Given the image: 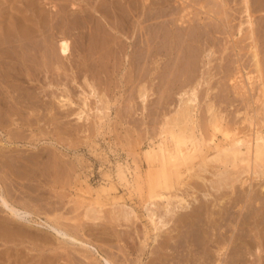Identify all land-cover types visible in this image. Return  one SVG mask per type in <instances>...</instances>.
Masks as SVG:
<instances>
[{"label": "rangeland", "instance_id": "rangeland-1", "mask_svg": "<svg viewBox=\"0 0 264 264\" xmlns=\"http://www.w3.org/2000/svg\"><path fill=\"white\" fill-rule=\"evenodd\" d=\"M91 1L93 0H0V20H2L0 21V150L4 151V153L0 151V194L4 195L9 205L21 212L31 214L26 216L25 223H19L14 221L15 219L8 213L5 206H1L2 204H0V264H102L99 255L86 254L83 248L80 249L81 247L77 245L74 247L69 242H63L53 231L48 229V225H55V227L66 230L65 232L68 234L97 248L104 257L117 261L114 262L115 264H153L154 262L150 261L154 257L161 258L157 259L155 264H190L187 260L189 246L186 242L187 226L189 225L186 223L188 222L187 213L190 211V208H196L200 204H203L202 201L204 202L205 200L203 194L205 192L208 193V187L211 191L206 198H210L209 201H213L217 196L219 197L218 202L220 204V206L214 207L212 205L215 204L214 201L211 204L208 202L209 210H215V215L213 216L220 218V227L213 228V226L211 227L212 230L209 229L210 232L224 235L227 238L232 237L231 235L234 233L233 239L236 238L228 250L225 251L224 256L218 253L217 248H209V252L211 253V261L209 263L212 264L213 262V264H217V259L220 260L222 258L225 262L222 264H264V209H258L261 203H264V199L261 197H264V193L261 192L262 189L259 187L260 182L264 184V178L254 177L253 180L251 179V186H254L251 188L252 191L254 190V193L251 192V194L253 193L254 195L251 196L257 194L256 196L260 198L259 202H246L244 192L249 189H247V186L242 188L240 183H236V191L232 194L231 189L229 194V188L222 189L225 192L219 190L221 191L220 194V192L213 190L209 186L213 182L212 178L214 177L211 174L213 170H216L214 168L210 169V167H207L209 171L212 170L211 173L207 171L199 172L197 168L195 172H198L199 175L190 178V185L189 177H191L192 173L187 170V157L184 155L180 156L177 152H174L173 144L170 143V150L173 156L166 160L162 158V153L157 147L159 144L160 128L166 119L165 117L168 118L175 112L180 103L179 96L181 93L189 92L191 88L196 87L197 83V122L200 133L205 140L210 138L208 136L210 134L212 136L213 133L215 140H223V136L220 133L214 132L211 129L212 126L208 123V119L211 117V114L208 112V104H212V110H215V114L220 112L221 114H225L226 120H229H227L228 123H225L226 125L224 124V127L230 125L228 127L230 129L234 127L235 118L238 117L235 119V122L240 121L244 118L245 113L253 115L252 112L259 109L260 105L258 104L260 103H256L255 105V103L246 98L240 99L242 97H237L230 86L232 85L230 79L237 71L238 62H236L237 57L230 49L227 52L224 51V48L229 46L226 42L229 38L226 39L225 35L215 33L214 35L218 36V40L214 44L204 45V50L202 47L199 48V46H190L187 48V55L177 57L178 59L176 56L167 58L158 54H145L140 47L142 46L141 43L135 37L131 38L129 34H125L120 21V15L116 18L115 16L112 17V12H109L107 9L104 10V7L101 10L100 7H97L98 10H95L93 8L94 2ZM213 1L190 0L189 3V0H187L190 5L195 3L193 5L195 7L191 6L192 9L190 7L193 13L190 16H194L195 19L198 18L197 16H200L201 23H208L209 21L213 23L215 19L211 21L212 18L222 15V7L219 6L221 7L219 8V3L216 2L220 0H216L214 1L215 3L211 4ZM172 3L174 5L179 4L175 0H172ZM230 3L231 5L234 4L233 0H230ZM210 4L212 6L215 5L212 7ZM200 5L204 6L201 7ZM207 6L209 8H206ZM197 8L198 11H195ZM208 9L212 10V13ZM200 10H205L210 14V16L208 15L209 18L211 16L212 18L210 20L207 17V19L203 18L202 16L204 15L200 14ZM213 10L214 12L217 10V13H214ZM256 10L258 11H255L253 15L255 14V21L259 19L256 23L260 24L261 19L264 18V9ZM51 22H53L52 25ZM238 22L239 19H236L233 24ZM214 23L217 22L214 21ZM28 28L30 29L29 31ZM262 29L264 30V27ZM48 30L51 32H48ZM101 30L103 31L102 33ZM7 39L8 42H6ZM48 39L49 41H47ZM60 39L71 42V44L69 42L71 48L69 58L71 60L69 58L63 60L62 57L60 59V54L57 55L59 49L57 50L56 45H58ZM114 45L117 48L113 47ZM219 47L220 49L222 48V51ZM102 52L103 54H101ZM230 52L232 53L230 54ZM261 57L264 58V54ZM144 58L146 59L144 60ZM82 65L83 67H81ZM263 67L264 62L262 69ZM246 70L249 72L247 71L246 73ZM251 71L249 68L241 73V80H243L241 82L247 84H244L245 86H249L252 80L248 81L247 75L253 74L252 76H257L254 75L256 74L255 72L252 73ZM262 74H264V69ZM252 81H254V78ZM82 82L85 84L82 85ZM90 82H92V85ZM256 83L255 78L253 95H256V91H258ZM87 84L91 85L92 88H89ZM139 87L141 90L137 93V90L139 91L140 89ZM61 95L69 99V105H67V102L61 103L59 101ZM141 95L142 97H140ZM97 99H100V102ZM63 103L65 105H61ZM81 103L85 104V106L82 105V107ZM105 103L108 105L106 106ZM107 108L108 110L105 111ZM100 111L103 112H101V117L99 116ZM103 114H107L108 116L104 117ZM80 117H83V119ZM244 132L246 133L247 130ZM202 144L205 150L206 146H204V142ZM148 150L149 152H155V157H150ZM13 153L15 154L13 155ZM176 154L180 158L178 156V158L174 157ZM207 154L212 155L210 152H207ZM163 174L165 175L163 176ZM11 178L13 179L11 180ZM168 178H172V184L167 182ZM237 187L240 188V191ZM191 190L194 192L192 193ZM211 193H215L216 196ZM259 193L260 196H258ZM161 194L169 198L171 197V200H173H159L160 203H157V200L155 201L156 204L163 206L167 203L170 204V208L172 206L177 207L178 203L175 200L181 197L186 200V208L176 209V213H173L174 215L172 213L170 215L166 214V211H163L165 209H162V207L161 209H156L157 214H159L158 216L163 221V217H165V222H170L168 227H165L166 231L163 228L157 234L155 233L157 231H151L152 226L148 223L145 207L146 205L149 206L150 202H154L158 198L157 196ZM226 194L229 195L227 196ZM236 196L238 198L240 196L241 201L231 204L230 199ZM187 202L189 203L188 208ZM243 202L244 204H242ZM221 205L224 206L222 210L224 213L219 215L218 211H220L219 207ZM77 206H79V209L76 208ZM123 207L133 211L134 215L131 214L132 217L129 216V220L122 219L121 215H119ZM226 207H229L228 210L225 209ZM88 208H92L91 211H88ZM78 210L80 214L75 213ZM206 211L207 208L205 211H202L203 215L200 219L204 220V217L208 216ZM226 211L228 212L226 213ZM163 212L167 216L165 214L161 216ZM171 214L174 216L172 217L173 219L171 218ZM224 214H228V217H225ZM94 215H99V217H95ZM241 215H245L243 216L245 220ZM222 216L228 219H225V221L221 219ZM84 217L86 218V222ZM168 217L171 219H168ZM239 217H241L240 221ZM242 219L244 220L243 224L241 223ZM75 220L76 223L77 221L79 222L77 223L78 225L75 223ZM176 220L177 222L173 223ZM101 221H103V224ZM132 221L133 223H131ZM98 222L100 223L97 224ZM147 232L150 235L145 236ZM156 234L158 236L155 239L158 241L154 242L152 237ZM169 238L172 239L169 240ZM161 242H166L167 244H165L163 249L154 251L155 253L157 252V255L151 254L152 249ZM99 244L100 246H98ZM152 244H155V246ZM237 247H239V250ZM193 248L196 251L197 248ZM197 250L196 253H200V255L197 253L198 256H204L202 247L199 246ZM88 255L89 257H87ZM196 263H199V261L196 260Z\"/></svg>", "mask_w": 264, "mask_h": 264}, {"label": "bare ground", "instance_id": "bare-ground-1", "mask_svg": "<svg viewBox=\"0 0 264 264\" xmlns=\"http://www.w3.org/2000/svg\"><path fill=\"white\" fill-rule=\"evenodd\" d=\"M25 1V0H24ZM177 3L179 2L178 5H174V3H172V0H93L91 2H94L93 8L95 10H98L97 7H100V10L102 7H104V10L107 9L109 10V12L111 11L112 14L111 16H115V18L120 15V21L123 27V30L125 32V34H129L132 37H135L139 43H141L142 46H140L142 48L143 53L145 54H158L160 56H165L167 58H172L174 56L177 57H184L186 56V51L187 48L190 46H196L199 48L202 47V49L204 50L205 48L204 45L206 46L207 44H214L218 39V36H215V33H219V34H223L225 35V37H227L226 39L229 38L228 41H226L229 46L224 48V51L227 52V50L229 51V49L233 52V54L237 57V61L238 62V67H237V71L236 73H234L235 75H232L233 77L230 79L232 85H230L233 89L234 94L240 99H248L249 101H251L252 103H260L258 105H260V107H258L259 109L257 110H253L254 112L253 115H249V114H244V118L240 121H236L235 122V118L234 119V127H232L231 129L228 128L230 125H227L228 127H224L226 124L228 123L227 119L226 120V116H224L225 114H221L218 113V111H216L218 114H215V110H212V104H208V112L211 114L210 118L208 119V123L210 126H212L211 129H213L214 132L216 133H220L223 136V140H215V135L214 133L210 134V138H207V140H205L202 136V134L200 133V130L198 128L199 124H198V119H197V109H196V88H197V84L195 88H191L189 90V92H184L181 93L180 97V103L179 106L177 107V109L175 110V112L170 115L168 118L165 117V121L163 122V124L161 125L160 128V133H159V144H158V150L162 153L161 156L163 159H168L169 157L171 158L172 153L170 150V143L173 144V148H174V152H177L180 156L184 155L185 157H187V170L192 173L190 178L199 175L198 172H195L196 169L199 172H210L212 170L209 171V169H207V167H210V169H216L213 170L212 172V176L214 178L213 182L211 183L210 181V185L213 190H216L218 192L221 191L222 189H228V192L230 194V189H231V194L236 191L235 189V185L236 183H240L241 187L244 188L245 186H247L246 192H244L245 194V198H246V202H250L251 201H258L260 200V198H258L256 195L255 196H251L254 195L253 191L251 190V188H253L254 186H251V179L253 180L254 177H263L264 178V74H262V71L264 69H262L263 66V62H264V58L261 57L264 54V34H263V29L262 27H264V18L261 19V17L259 16V18L261 19L260 24L256 23L255 18L253 13H255V11H258L256 9H264V0H233L234 4L231 5L230 0H220V1H216L218 2V7L221 6V14L222 15H217V16H222V17H217L215 16V14H213L214 18H212V16L209 18L210 14L207 11L206 8H209V6H207L205 8L204 11L200 10V14L204 15L202 16L203 18L210 20L211 21H216L217 23H213L212 22H208V23H204V22H200L201 17L197 16L198 18H194L191 17L190 15L193 14L191 11L193 5H190V0L189 3L187 2V0H175ZM195 1V0H194ZM211 1V0H210ZM211 2V4L215 3V2ZM33 2V1H32ZM174 2V1H173ZM193 2V1H192ZM201 2V1H199ZM203 3V1H202ZM201 3V5H202ZM206 3V2H205ZM204 3V4H205ZM208 3V1H207ZM26 4V3H25ZM74 4V3H73ZM209 4V3H208ZM210 4V5H211ZM217 4V3H216ZM28 5V4H27ZM37 5V4H36ZM91 5V4H90ZM200 5V6H201ZM207 5V4H205ZM215 5V4H214ZM214 5L212 7H214ZM39 6V5H38ZM204 6V5H203ZM201 6V7H203ZM217 6V5H216ZM215 6V7H216ZM191 7V9H190ZM195 7V6H193ZM219 7V8H221ZM5 8V7H4ZM72 8V7H71ZM74 8V7H73ZM10 9V8H9ZM52 9V8H51ZM56 9V8H55ZM65 9V8H64ZM76 9V8H75ZM204 9V8H202ZM215 9V8H214ZM35 10V9H34ZM53 10V9H52ZM69 10V9H67ZM66 10V11H67ZM194 10V9H193ZM33 11V10H32ZM37 11V9H36ZM198 11V8L195 10ZM209 12L212 13V10H209ZM217 11V10H216ZM215 11V12H216ZM54 12V11H53ZM62 12V11H61ZM80 12V11H79ZM84 12V11H83ZM87 12V11H86ZM114 12V13H113ZM194 12V11H193ZM198 12V13H199ZM214 12V10H213ZM214 12V13H215ZM220 12V11H219ZM7 13V12H5ZM9 13V11H8ZM13 13V12H12ZM63 13V12H62ZM66 13V12H65ZM117 13V14H116ZM217 13V12H216ZM24 14V13H23ZM38 14V13H37ZM56 14V13H55ZM195 14V12H194ZM207 16H206V15ZM219 14V13H218ZM51 15V14H50ZM89 15V14H87ZM209 15V16H208ZM264 15V14H263ZM7 16V15H5ZM20 16V15H19ZM67 16V15H66ZM82 16V15H80ZM94 16V15H93ZM3 17V16H1ZM10 17V16H9ZM38 17V16H37ZM50 17V16H49ZM96 17V16H95ZM207 17V18H206ZM225 17V18H224ZM7 18V17H6ZM110 18V17H109ZM2 19V18H1ZM18 19V18H17ZM42 19V18H41ZM67 19V18H66ZM69 19V18H68ZM79 19V18H78ZM84 19V18H83ZM86 19V18H85ZM93 19V18H92ZM239 19L238 23L233 24L234 20ZM114 20V19H113ZM2 21V20H0ZM18 22V21H17ZM46 22V21H45ZM49 22V21H48ZM54 22V21H53ZM51 22V25L52 23ZM87 22V21H86ZM116 22V21H115ZM64 23V22H63ZM85 23V21H84ZM99 23V22H98ZM20 24V22H19ZM24 24V23H22ZM21 24V25H22ZM58 24V22H57ZM65 24V23H64ZM117 24V23H116ZM258 24V25H257ZM4 25V24H3ZM26 25V24H25ZM55 25V24H54ZM95 25V24H94ZM68 26V25H66ZM31 27V25H30ZM35 27V26H34ZM45 27V26H43ZM50 27V24H49ZM69 27V26H68ZM22 28V27H21ZM24 28V26H23ZM32 28V27H31ZM63 28V27H62ZM82 28V27H81ZM99 28V27H98ZM105 28V27H104ZM6 29V28H5ZM27 29V28H26ZM58 29V28H57ZM74 29V28H73ZM95 29V28H94ZM118 29V28H117ZM30 29L28 28V31ZM51 30V29H50ZM48 30V32L50 31ZM85 30V29H84ZM107 30V29H106ZM121 30V29H120ZM263 30V31H262ZM23 31V30H22ZM27 31V33H28ZM34 31V30H33ZM32 31V32H33ZM80 31V30H79ZM83 31V30H82ZM92 31V30H91ZM100 31V30H98ZM110 31V30H109ZM122 31V30H121ZM21 32V31H20ZM25 32V31H23ZM21 32V33H23ZM39 32V31H36ZM43 32V31H42ZM51 32V31H50ZM60 32V30H59ZM95 32V31H94ZM103 31L101 30V33ZM74 33V32H73ZM89 33V32H88ZM92 33V32H91ZM105 33V32H104ZM5 34V33H4ZM29 34V33H28ZM54 34V33H53ZM61 34V33H60ZM67 34V33H66ZM81 34V33H80ZM19 35V33H18ZM39 35V33H38ZM47 35V33H46ZM50 35V34H49ZM52 35V34H51ZM77 35V34H76ZM93 35V34H92ZM113 35V34H112ZM222 35V36H223ZM25 36V35H24ZM37 36V35H36ZM44 36V35H43ZM48 36V35H47ZM60 36V35H59ZM100 36V35H99ZM111 36V35H110ZM57 37V36H56ZM93 37V36H92ZM105 37V36H104ZM107 37V36H106ZM120 37V36H119ZM224 37V38H225ZM1 38V37H0ZM41 38V37H40ZM46 38V37H44ZM53 39V38H52ZM81 39V38H79ZM117 39V38H116ZM12 40V39H11ZM24 40V39H23ZM27 40V39H26ZM36 40V39H35ZM39 40V38H38ZM82 40V39H81ZM107 40V39H106ZM111 40V38H110ZM134 40V38H133ZM29 41V40H28ZM46 41V40H45ZM49 41V39L47 40ZM52 41V40H51ZM50 41V42H51ZM85 41V40H84ZM120 41V40H118ZM125 41V40H124ZM8 42V39L7 41ZM17 42V41H16ZM33 42V41H32ZM57 42V41H56ZM70 42V41H69ZM69 42L67 40L64 39H60L58 45L57 46V50H58V54L64 59H68L69 55H70V45ZM103 42V41H102ZM220 42V40H219ZM218 42V43H219ZM12 43V42H11ZM23 43V42H22ZM52 43V42H51ZM100 43V41H99ZM17 44V43H16ZM24 44V43H23ZM53 44V43H52ZM71 44V42H70ZM102 44V43H101ZM114 44V42H113ZM18 45V44H17ZM35 45V44H34ZM139 45V44H138ZM216 45V44H215ZM55 46V45H54ZM95 46V45H94ZM110 46V45H109ZM108 46V47H109ZM263 46V47H262ZM41 47V46H39ZM43 47V46H42ZM115 47V45L113 46ZM152 47V48H151ZM208 47V46H207ZM206 47V48H207ZM10 48V47H9ZM47 48V46H46ZM82 48V47H81ZM105 48V47H104ZM103 48V49H104ZM110 48V47H109ZM117 48V47H115ZM132 48V47H131ZM139 48V47H138ZM263 48V49H262ZM25 49V48H24ZM39 49V48H38ZM49 49V48H48ZM51 49V48H50ZM111 49V48H110ZM215 49V48H214ZM217 49V48H216ZM220 49V47H219ZM34 50V49H33ZM54 50V49H53ZM95 50V49H94ZM115 50V49H114ZM141 50V49H140ZM197 50V49H196ZM209 50L211 51V49L209 48ZM222 51V48L220 49ZM219 50V51H220ZM35 51V50H34ZM46 51V50H45ZM49 51V50H48ZM91 51V50H90ZM105 51V50H104ZM103 51V52H104ZM213 51V50H212ZM216 51V50H215ZM218 51V50H217ZM3 52V51H2ZM25 52V51H24ZM52 52V51H51ZM55 52V51H54ZM103 52L101 54H103ZM118 52V51H117ZM134 52V51H133ZM190 52V51H189ZM230 52V54L232 53ZM30 53V52H29ZM94 53V52H93ZM188 53V52H187ZM197 53H199L197 51ZM20 54V53H19ZM45 54V52H44ZM48 54V53H47ZM51 54V53H50ZM100 54V53H99ZM262 54V55H261ZM52 55V54H51ZM105 55V54H104ZM143 55V54H142ZM195 55V53H194ZM233 55V56H234ZM261 55V56H260ZM13 56V55H11ZM38 56V54H37ZM46 56V54H45ZM55 56V55H54ZM84 56V54H83ZM89 56V55H88ZM87 56V57H88ZM111 56V54H110ZM134 56V55H133ZM132 56V57H133ZM140 56V54H139ZM197 56V54H196ZM207 56V55H205ZM229 56V54H228ZM4 57V56H3ZM23 57V56H22ZM50 57V56H49ZM95 57V56H94ZM93 57V58H94ZM150 57V56H149ZM188 57V56H187ZM199 57V56H198ZM7 58V57H6ZM78 58V57H77ZM136 58V57H135ZM37 59V58H36ZM44 59V58H43ZM47 59V58H46ZM70 59V58H69ZM74 59V58H73ZM146 58H144L145 60ZM178 59V58H177ZM233 59V58H232ZM34 60V59H33ZM62 60V61H63ZM71 60V59H70ZM69 60V61H70ZM87 60V59H86ZM189 60V59H188ZM210 60V59H209ZM236 60V59H235ZM23 61V60H22ZM46 61V60H44ZM60 61V60H59ZM67 61V60H66ZM68 61V62H69ZM74 61V60H73ZM76 61V60H75ZM79 61V60H78ZM173 61V60H172ZM6 62V61H5ZM58 62V61H57ZM65 62V61H63ZM91 62V61H89ZM169 62V60H168ZM176 62V59H175ZM179 62V61H177ZM186 62V61H185ZM233 62V61H232ZM49 63V62H48ZM61 63V62H60ZM87 63V62H86ZM167 63V61H166ZM180 63V62H179ZM228 63V62H227ZM14 64V63H13ZM42 64V63H41ZM64 64V63H63ZM71 64V63H70ZM78 64V63H77ZM30 65V64H29ZM47 65V64H46ZM62 65V64H61ZM75 65V64H74ZM92 65V64H91ZM169 65V64H167ZM60 66V65H59ZM69 66V65H68ZM171 66V64H170ZM57 67V66H56ZM55 67V68H56ZM67 67V66H66ZM77 67V66H76ZM83 67V65L81 66ZM149 67V66H148ZM169 67V66H168ZM180 67V66H179ZM42 68V67H41ZM53 68V67H52ZM162 68V67H161ZM170 68V67H169ZM186 68V67H185ZM252 73L255 72L257 76H252V75H247V80H253L255 81L256 78V85H258V91H256V95H253V89H254V81L251 80V84L249 83V86H245L247 84H243V80H241V73L242 71H244L245 69H249ZM252 68V69H251ZM51 69V68H50ZM68 69V68H67ZM71 69V68H70ZM69 69V70H70ZM80 69V68H79ZM78 69V70H79ZM164 69V68H163ZM174 69V68H173ZM172 69V70H173ZM178 69V68H177ZM32 70V69H31ZM35 70V69H34ZM56 70V69H55ZM59 70V69H58ZM81 70V69H80ZM158 70V69H157ZM189 70V69H188ZM13 71V70H12ZM24 71V70H23ZM40 71V70H39ZM53 71V70H52ZM159 71V70H158ZM177 71V70H176ZM248 70H246L247 73ZM56 72V71H55ZM71 72V71H70ZM155 72V71H154ZM160 72V71H159ZM170 72V71H169ZM184 72V70H183ZM189 72V71H188ZM232 72V71H231ZM249 72V71H248ZM250 72V73H251ZM3 73V72H2ZM16 73V72H15ZM19 73V72H18ZM53 73V72H52ZM50 73V74H52ZM58 73V72H57ZM91 73V72H90ZM93 73V72H92ZM175 73V72H174ZM56 74V73H55ZM81 74V73H80ZM162 74V73H161ZM12 75V74H11ZM20 75V74H19ZM48 75V74H47ZM69 75V74H68ZM74 75V74H73ZM71 75V76H73ZM46 76V75H45ZM54 76V75H52ZM70 76V75H69ZM74 77V76H73ZM8 78V77H7ZM19 78V77H17ZM24 78V77H23ZM31 78V76H30ZM36 78V77H35ZM2 79V78H1ZM27 79V77H26ZM68 79V78H67ZM66 79V80H67ZM77 79V78H76ZM169 79V78H168ZM4 80V79H2ZM20 80V79H19ZM65 80V81H66ZM83 80V78H82ZM69 81H71L69 79ZM74 81V80H73ZM78 81V80H77ZM200 81V79H199ZM225 81V80H224ZM242 81V82H241ZM3 82V81H2ZM86 82V80H85ZM253 82V83H252ZM39 83V82H38ZM92 85V82H90ZM200 83V82H199ZM15 84V83H14ZM17 84V83H16ZM74 84V82H73ZM85 84L84 82H82V85ZM6 85V84H5ZM87 84V86L89 88H92V86ZM200 85V84H199ZM228 85V84H227ZM85 86V85H84ZM82 86V87H84ZM194 86V85H193ZM10 87V86H9ZM75 87V86H74ZM141 87V86H140ZM139 87V88H140ZM13 88V87H12ZM22 88V87H21ZM67 88V87H66ZM86 88V87H84ZM226 88V87H225ZM88 89V88H87ZM94 89V88H93ZM92 89V91H94ZM143 89V86H142ZM67 90V89H66ZM73 90V89H72ZM86 90V89H85ZM91 90V89H90ZM89 90V91H90ZM141 88L139 89V91L137 90V93L140 92ZM1 91V90H0ZM68 91V90H67ZM88 91V92H89ZM181 91V90H180ZM187 91V90H185ZM223 91V90H222ZM69 92V91H68ZM95 92V91H94ZM142 92V91H141ZM146 92V91H145ZM144 92V93H145ZM179 92V91H178ZM8 93V91H7ZM28 93V92H27ZM91 93V92H90ZM232 93V92H231ZM30 94V93H29ZM62 94V93H61ZM82 95L85 96V94H83L81 92ZM100 94V93H99ZM233 94V95H234ZM4 95V94H3ZM93 95V94H92ZM223 95H227V94H223ZM234 95V96H235ZM69 96V95H68ZM90 96V95H89ZM139 96V95H138ZM235 96V98H237ZM7 97V96H6ZM88 97V96H87ZM142 97V95L140 96ZM207 97V96H206ZM4 98V97H3ZM10 98V97H9ZM97 98V97H96ZM225 98V97H224ZM223 98V99H224ZM227 98V97H226ZM5 99V98H4ZM8 99V98H7ZM105 99V98H104ZM222 99V101H223ZM9 100V99H8ZM18 100V98H17ZM100 102V99H97ZM106 100V99H105ZM210 100V99H209ZM226 100V99H225ZM236 100V99H235ZM21 101V100H20ZM59 101L62 102H69V99L65 96H60L59 97ZM240 101V100H239ZM248 101V102H249ZM6 102V101H4ZM105 102V101H104ZM242 102V101H240ZM8 103V101H7ZM11 103H13L11 101ZM211 103V102H210ZM87 104V101H86ZM25 105V104H24ZM30 105V104H29ZM61 105H65V103L61 104ZM69 105V103L67 104ZM83 104L81 103V106ZM106 105V103H105ZM108 105V104H107ZM106 105V106H107ZM243 105V104H242ZM244 105H245V101H244ZM28 106V105H26ZM85 106V104L83 105ZM82 106V107H83ZM206 106V105H205ZM254 106V105H253ZM9 107V106H8ZM29 107V106H28ZM62 107V106H60ZM88 107V106H86ZM207 107V106H206ZM221 107V106H220ZM246 107V106H245ZM243 107V108H245ZM252 107V106H251ZM2 108V107H1ZM6 108V106H5ZM4 108V109H5ZM25 108V106H24ZM97 108V107H96ZM11 109V108H10ZM9 109V110H10ZM86 109V108H85ZM99 109V108H98ZM251 109V108H250ZM13 110V109H12ZM84 110V109H83ZM101 110V109H100ZM108 110L105 109V111ZM244 110V109H243ZM70 111V110H69ZM88 111V110H87ZM104 112V110H102ZM100 111V117H101V112ZM213 111V112H212ZM222 111V110H221ZM6 112V111H5ZM81 112V111H80ZM102 112V113H103ZM206 112H207V108H206ZM246 112V111H244ZM4 113V112H3ZM12 113V111H11ZM17 113V112H16ZM99 113V111H98ZM251 113V111H250ZM22 114V113H21ZM34 114V113H33ZM37 114V113H36ZM77 114V113H76ZM105 114V113H104ZM103 116L105 117L106 115ZM109 114V113H108ZM208 114V113H207ZM6 115V114H5ZM11 115V114H10ZM14 115V114H13ZM35 115V114H34ZM237 115V114H236ZM2 116V115H1ZM18 116V115H17ZM76 116V115H75ZM108 116V115H107ZM106 116V117H107ZM22 117V116H21ZM29 117V116H27ZM37 117V116H36ZM104 117H102L104 119ZM164 117V116H163ZM229 117V116H228ZM241 117V116H240ZM243 117V116H242ZM19 118V117H18ZM23 118V117H22ZM32 118V117H31ZM79 118V117H78ZM83 119V117H80ZM5 119V118H4ZM27 119V118H26ZM29 119V118H28ZM98 119V118H97ZM162 119V118H161ZM207 119V118H206ZM233 119V118H232ZM20 120V119H19ZM46 120V119H45ZM102 121V120H101ZM161 121V120H160ZM231 121V119H230ZM26 122V121H25ZM46 122V121H45ZM10 123V122H9ZM33 123V122H32ZM44 123V122H43ZM230 123V122H229ZM16 124V123H15ZM18 124V123H17ZM225 124V125H224ZM232 124V123H231ZM10 125V124H9ZM34 125V124H33ZM208 125V124H207ZM5 126V125H4ZM245 126V127H244ZM8 127V124H7ZM207 127V126H206ZM11 128V127H10ZM210 128V127H209ZM239 129V130H238ZM247 130V132L245 133L244 131ZM18 132V131H17ZM13 133V132H12ZM11 133V134H12ZM241 134V135H240ZM9 135V132H8ZM29 138V137H28ZM20 139V138H19ZM30 140V139H29ZM28 140V141H29ZM202 142H204V146H206V149L204 150V148L202 147ZM3 147V146H2ZM155 147V146H153ZM1 148V147H0ZM8 149V148H7ZM18 149V148H17ZM16 149V150H17ZM24 149V148H23ZM6 150V149H5ZM44 150V149H43ZM3 151V150H0ZM8 151V150H7ZM41 151V150H40ZM10 152V151H8ZM27 152V151H26ZM25 152V153H26ZM149 152V150H148ZM207 152H210L212 155L207 154ZM4 153V151H3ZM40 153V152H39ZM15 153H13L14 155ZM22 154V153H21ZM43 154V153H42ZM174 154V153H173ZM2 155V154H1ZM9 155V154H7ZM18 155V154H17ZM27 155V154H26ZM40 155V154H39ZM44 155V154H43ZM148 155L150 157H155V152H149ZM179 155H175L174 157L176 158H180ZM11 156V155H9ZM28 156V155H27ZM41 156V155H40ZM178 156V157H177ZM3 157V156H1ZM16 157V156H15ZM25 157V156H24ZM56 157V156H54ZM5 158V157H4ZM161 158V159H162ZM173 158V157H172ZM37 159V158H36ZM52 159V158H51ZM152 160V158H151ZM150 160V161H151ZM170 160V159H169ZM10 161V160H9ZM28 161V160H27ZM53 161V160H52ZM63 161V160H62ZM153 161V160H152ZM163 162V160H161ZM174 161V160H173ZM177 161V160H176ZM27 163V162H26ZM32 163V162H31ZM23 164V163H22ZM164 164V163H163ZM15 165V164H14ZM25 165V164H24ZM44 165V164H43ZM10 166V165H9ZM52 167V166H51ZM1 168V167H0ZM29 169V168H28ZM39 169V168H38ZM56 169V167H55ZM17 170V169H16ZM215 171V172H214ZM5 172V171H4ZM7 173V172H6ZM15 173V172H14ZM188 173V172H187ZM5 175V173H3ZM20 174V173H19ZM33 174V173H32ZM203 174V173H202ZM12 175V174H11ZM165 174H163L164 176ZM205 175V174H204ZM10 176V175H9ZM14 176V175H13ZM19 176V175H18ZM22 176V175H21ZM26 176V175H25ZM201 176V174H200ZM203 177V175H202ZM208 177V175H207ZM210 177V176H209ZM3 178V177H2ZM10 179V178H9ZM13 178H11L12 180ZM195 180V178H193ZM211 179V180H212ZM10 180V181H11ZM31 180V179H30ZM188 180V179H187ZM210 180V179H209ZM255 180V179H254ZM262 180V179H261ZM258 181V180H257ZM264 181V179H263ZM262 181V182H263ZM12 182V181H11ZM167 182L172 184V178H168ZM190 185H191V180L189 181ZM188 182V183H189ZM14 183V182H13ZM194 183V182H193ZM199 183V182H198ZM207 183V182H206ZM201 184V183H200ZM189 185V184H188ZM207 185V184H206ZM260 188L262 189V193H264V184H259ZM5 186V185H3ZM14 186V185H13ZM172 186V185H171ZM182 186V185H181ZM196 186V185H195ZM208 186V185H207ZM185 187V186H184ZM188 187V186H186ZM193 187V185H192ZM203 187V186H202ZM240 187V185H239ZM237 187V188H239ZM181 188V187H180ZM187 189V188H186ZM190 189V187H189ZM192 189V188H191ZM10 190V189H9ZM198 190V189H197ZM208 193L211 191L210 188L208 187ZM256 190V189H255ZM12 191V190H11ZM205 191V188H204ZM215 191V192H216ZM224 190H222L223 192ZM227 191V190H226ZM240 191V188H239ZM7 192V191H6ZM21 192V191H20ZM191 192L193 193L194 191L191 190ZM200 192V191H199ZM214 192V191H213ZM225 192V191H224ZM251 192H253L251 194ZM14 193V192H13ZM176 193V192H175ZM189 193V192H188ZM208 193H204V202L202 201L203 204H200L199 207L196 208H190V211H186L187 213V220L188 223L187 227V243L189 244L188 246V262L190 264H210L209 262L211 261V253L209 252V248L211 247H215L218 250V253H221V256H224L225 251L228 250L229 246L234 242L233 239L234 238V233L231 235L232 237L227 238L224 235L221 234H213L212 232H210L211 227L216 228V227H220L219 226V217H214L213 215H215V210H209L208 208V202L211 204L213 201L215 202L214 207L216 206H220L218 200L219 197L216 196L215 193H211V194H215V199L213 201H209L210 198H206L208 197ZM191 194V193H190ZM197 194V193H195ZM218 194V193H217ZM228 194V195H229ZM236 194V192H235ZM179 195V194H178ZM182 195V194H181ZM219 195V194H218ZM227 195V194H226ZM227 195V196H228ZM15 196V195H14ZM175 196V195H173ZM221 196V195H220ZM260 196V193L259 195ZM158 198H156V200H154V202H150L149 206L146 205V213H147V220L148 223L152 226L151 227V231L155 232L157 234H159V232L165 227H168L169 223L165 222V217H163L164 221L162 220V218L160 216H158L159 214H157L156 209L162 207V209L164 212L166 211V214L170 215V213H176V209H184L185 207V199L183 198H176V202L178 203L177 207H173L170 208V204H165V205H158L156 204L155 201H157V203L161 200V201H165L171 200V197L169 198L168 196H165L163 194L157 196ZM167 197V198H166ZM177 197V196H176ZM191 197V196H190ZM225 197V196H224ZM263 199L264 197L261 196ZM222 198V196H221ZM15 199V198H14ZM193 199V198H192ZM195 199V197H194ZM212 199V198H211ZM230 199V198H228ZM46 200V199H45ZM173 200V199H172ZM171 200V201H172ZM190 200V199H189ZM197 200V199H195ZM201 200V199H200ZM231 200V204H235L237 202L241 201V197L239 196V198L233 197L230 199ZM243 200V199H242ZM44 201V200H43ZM174 201V202H175ZM192 201V200H190ZM222 201V200H221ZM228 201V200H227ZM226 201V202H227ZM244 201V200H243ZM168 202V201H167ZM193 202V201H192ZM82 203V202H81ZM86 203V202H85ZM173 203V202H172ZM176 203V204H177ZM200 203V202H199ZM222 203V202H221ZM229 203V202H228ZM249 203V204H250ZM255 203V202H254ZM0 204H2L1 206H5V208L7 209L8 213L15 219L14 221H17L19 223H23L24 221H26V216H29L31 214L27 213V212H21L20 210L16 209L15 207L11 206L8 204L7 199L4 197V195L0 194ZM89 204V203H88ZM195 204V203H193ZM244 204V202L242 203ZM241 204V205H242ZM260 204V203H258ZM38 205V204H37ZM91 205V204H90ZM226 205V204H225ZM230 205V204H229ZM240 205V204H239ZM247 205V204H245ZM254 205V204H251ZM257 205V204H256ZM81 206V205H80ZM176 206V205H175ZM194 206V205H192ZM232 206V205H231ZM73 207V206H72ZM75 207V206H74ZM79 206H77L76 208H78ZM86 207V206H85ZM90 207V206H89ZM94 207V206H93ZM189 207V203L187 202V208ZM191 207V206H190ZM235 207V206H234ZM233 207V208H234ZM256 207V206H255ZM258 207V206H257ZM115 208V207H114ZM207 208V214L208 216H203L204 220L200 219L202 218L201 216L203 215L202 211H205ZM212 208V207H211ZM219 215L223 214L224 211L223 208L224 206L221 205ZM229 208V207H228ZM228 208L226 207L225 209L228 210ZM231 208V207H230ZM242 208V206H241ZM246 208V207H245ZM244 208V209H245ZM79 209V208H78ZM83 209V208H82ZM92 208H88V211H91ZM118 209V208H117ZM159 209V210H160ZM216 209V208H215ZM218 209V208H217ZM243 209V211H244ZM259 210L264 209V203H261L260 208H258ZM73 210V209H72ZM145 210V209H144ZM247 210V209H246ZM258 210V211H259ZM34 211V210H33ZM32 211V212H33ZM87 211V212H88ZM100 211V210H99ZM181 211V210H180ZM235 211V210H234ZM238 211V210H237ZM70 212V211H69ZM80 212L79 210L76 211L75 213ZM83 212V211H81ZM85 212V211H84ZM86 212V213H87ZM95 212V211H94ZM92 212V213H94ZM113 212V211H112ZM115 212V211H114ZM159 212V211H158ZM162 213L161 216H163L165 213ZM199 212V213H198ZM216 212V213H218ZM228 211H226L227 213ZM230 212V211H229ZM39 213V212H38ZM48 213V212H47ZM71 213V212H70ZM85 213V215H86ZM91 213V215H92ZM101 213V212H100ZM116 213V212H115ZM244 213V212H243ZM253 213V212H252ZM80 214V213H78ZM77 214V215H78ZM109 214V213H108ZM131 214H133V211L130 209H126L125 207H123L121 209V213H119V215H121L122 219H127L129 220V216H131ZM165 214V216H167ZM171 214V218L174 217ZM206 214V215H207ZM233 214V213H232ZM248 214V213H247ZM134 215V214H133ZM174 215V214H173ZM225 217H228V214H224ZM264 215V213H263ZM95 216V215H94ZM97 216V215H96ZM95 216V217H96ZM101 216V215H100ZM107 216V215H106ZM117 216V215H116ZM242 216V215H241ZM245 216V215H243ZM242 216V217H243ZM258 216V214H257ZM87 217V216H86ZM91 217V216H90ZM99 217V215L97 216ZM110 217V216H109ZM106 217V218H109ZM231 217V216H230ZM252 217V216H251ZM255 217V216H254ZM76 218V216H75ZM79 218V217H78ZM85 218V217H84ZM83 218V220H84ZM120 218V217H119ZM170 217H168L169 219ZM170 218V219H171ZM239 217V221H240ZM245 217H243L244 219ZM253 218V217H252ZM259 218V217H258ZM263 218V217H262ZM73 219V218H72ZM92 219V218H91ZM104 219V218H103ZM114 219V218H113ZM133 219V218H132ZM135 219V218H134ZM173 219V218H172ZM176 219V218H175ZM221 219L223 220H227L228 218H224L223 216L221 217ZM230 219V218H229ZM242 219V220H243ZM261 219V218H260ZM77 220V218H76ZM75 220V223H76ZM81 220V218H80ZM97 220V219H96ZM102 220V219H101ZM131 220V219H130ZM167 220V218H166ZM199 220V221H198ZM225 220V221H226ZM233 220V219H232ZM245 220V219H244ZM241 221L242 222H244ZM259 220V219H258ZM99 221V220H98ZM106 222V220H104ZM113 221V220H112ZM119 221V220H118ZM121 221V219H120ZM126 221V220H124ZM172 221V220H171ZM197 221V222H196ZM230 221V220H229ZM237 221V220H236ZM16 222V223H17ZM73 222V221H72ZM85 222H86V218H85ZM94 222V221H93ZM103 224V221H101ZM129 222V221H127ZM127 222H124L125 224ZM177 220L173 223H176ZM201 222V223H200ZM235 222V220H234ZM238 222V221H237ZM25 223V222H24ZM68 223V222H67ZM77 223H79L77 221ZM76 223V224H77ZM80 223H84V222H80ZM90 223V222H88ZM100 222H98L97 224H99ZM112 223V222H111ZM116 223V221H115ZM120 223V222H119ZM122 223V224H124ZM133 223V221L131 222ZM261 223V222H260ZM263 223V222H262ZM72 224V223H71ZM86 224V223H85ZM92 224V223H91ZM96 224V223H95ZM101 224V225H102ZM110 224V223H109ZM114 224V223H112ZM121 224V223H120ZM128 224V223H127ZM181 224V223H180ZM222 224V223H221ZM243 224V223H242ZM3 225V224H2ZM17 225V224H16ZM24 225V224H23ZM63 225V224H62ZM73 225V224H72ZM78 225V224H77ZM84 226V224H82ZM81 225V226H82ZM111 225V224H110ZM116 225V224H115ZM186 225V224H185ZM239 225V224H238ZM241 225V224H240ZM263 225V224H262ZM80 226V225H79ZM89 226V225H88ZM106 226V225H104ZM103 226V227H104ZM127 226V225H126ZM176 226V225H175ZM11 227V226H9ZM100 227V226H99ZM114 227V226H111ZM133 227V226H132ZM172 227V226H171ZM68 228V227H67ZM82 229V227H80ZM84 228V227H83ZM115 228V227H114ZM204 228V229H203ZM232 228V227H231ZM13 229V228H12ZM18 229V228H17ZM20 229V228H19ZM22 229V227H21ZM48 229H50L51 231H53L56 236L58 238H61V240L64 242H69L71 243L70 245H77L79 247H81L80 249H84V252L86 254H95L96 256H100V260H102V264H115L114 259L110 260L109 258L104 257L97 248H94L93 246L89 245L88 243L79 240L78 238H76L75 236H72L70 234H68L67 232H65L66 230H62L58 227H55V225H48ZM101 229V228H100ZM109 229V228H108ZM129 229V228H128ZM210 229V230H209ZM72 230V229H71ZM114 230V229H113ZM122 230V229H121ZM125 230V229H124ZM133 230V229H132ZM218 230V229H217ZM249 230V229H248ZM77 231V230H76ZM84 231V230H83ZM109 231V230H107ZM129 231H131L129 229ZM166 231V230H165ZM209 231V232H208ZM226 231V230H225ZM232 231V230H231ZM19 232V231H18ZM42 232V231H41ZM94 232V231H93ZM112 232V231H111ZM217 232V231H216ZM241 232V231H240ZM247 232V231H246ZM88 233V232H86ZM115 233V232H114ZM126 233V232H125ZM129 233V232H128ZM149 232H147L145 234L146 235H150L148 234ZM41 234V233H39ZM154 235L152 237L153 241H158L156 240V236L158 235ZM262 234V233H261ZM43 235V234H42ZM120 235V234H119ZM124 235V234H123ZM127 235V234H125ZM46 236V235H45ZM122 236V235H120ZM253 236V235H252ZM78 237V236H77ZM105 237V236H104ZM108 237V236H107ZM161 237V236H160ZM163 237V236H162ZM183 237V236H182ZM164 238V237H163ZM185 238V237H184ZM13 239V238H12ZM122 239V238H121ZM150 239V237H149ZM172 238H169V240H171ZM239 239V238H238ZM93 240V239H92ZM178 240V239H177ZM240 240V239H239ZM247 240V239H246ZM11 241V240H10ZM108 241V240H107ZM128 241V240H127ZM130 241V240H129ZM162 241V240H161ZM244 241V240H243ZM116 242V241H115ZM138 242V241H137ZM164 242V241H163ZM158 243V245L156 247H154L151 251V254H155L157 255V252L155 253L154 251L156 250H160L163 249L165 247V243ZM114 244V243H113ZM112 244V245H113ZM262 244V243H261ZM2 245V244H1ZM17 245V244H16ZM115 245V244H114ZM155 246V244H152ZM100 246V244L98 245ZM102 246V245H101ZM169 246V245H168ZM199 246L202 247L203 254L204 256H198V254L200 255V253H196V251H198L197 249H199ZM235 246V245H234ZM239 246V245H238ZM105 247V246H104ZM117 247V245H116ZM119 247V246H118ZM193 247H196V251ZM108 248V247H107ZM193 248V249H191ZM232 248V247H231ZM235 248V247H234ZM233 248V249H234ZM239 247H237L238 249ZM10 249V248H9ZM21 249V248H20ZM101 249V248H100ZM150 249V250H151ZM231 249V250H233ZM123 250V249H122ZM183 250V249H182ZM239 250V249H238ZM16 251V250H15ZM110 251V249H109ZM108 251V252H109ZM119 251V250H118ZM121 251V249H120ZM168 251V250H167ZM212 251V250H211ZM26 252V251H25ZM243 252V251H242ZM6 253V252H5ZM11 253V252H10ZM60 253V252H59ZM64 253V252H63ZM83 253V250H82ZM81 253V254H82ZM113 253V252H112ZM262 253V252H261ZM118 254V253H117ZM216 254V253H215ZM1 255V254H0ZM25 255V254H24ZM36 255V254H35ZM49 255V254H48ZM90 255V256H91ZM119 255V254H118ZM125 255V254H124ZM135 255V254H134ZM180 255V254H179ZM226 255V254H225ZM240 255V254H239ZM15 256V255H14ZM29 256V255H28ZM32 256V255H31ZM52 256V255H51ZM116 256V255H114ZM122 256V255H121ZM215 256V255H214ZM227 256V255H226ZM235 256V255H234ZM45 257V256H43ZM71 257V256H70ZM86 257V256H85ZM89 257V255L87 256ZM200 257V258H198ZM16 258V257H15ZM29 258V257H28ZM31 258V257H30ZM125 258V257H124ZM130 258V257H129ZM220 258V257H219ZM225 258V257H224ZM73 259V258H72ZM128 259V258H127ZM157 259H161L158 257H154V259H151L150 262H154L153 264H155V262H157ZM215 259V258H214ZM236 259V258H235ZM255 259V258H254ZM1 260V259H0ZM44 260V259H43ZM164 260V259H162ZM168 260V259H167ZM196 260L199 261V263H196ZM203 260V261H202ZM220 258L217 259V264H222L224 262V260ZM230 260V259H229ZM244 260V258H243ZM253 260V259H252ZM36 261V260H35ZM78 261V260H77ZM180 261V260H179ZM227 262V260H225ZM233 261V260H232ZM237 261V260H235ZM52 262V261H51ZM195 262V263H194ZM19 263V261H18ZM60 263V262H59ZM63 263V262H62ZM65 263V262H64ZM225 263V262H224ZM231 263V262H230ZM87 264V263H86ZM120 264V263H119ZM177 264V263H176ZM213 264V262H212Z\"/></svg>", "mask_w": 264, "mask_h": 264}]
</instances>
